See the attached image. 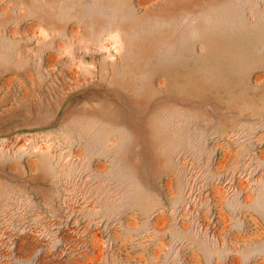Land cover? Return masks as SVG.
Segmentation results:
<instances>
[{"label": "rangeland", "instance_id": "rangeland-1", "mask_svg": "<svg viewBox=\"0 0 264 264\" xmlns=\"http://www.w3.org/2000/svg\"><path fill=\"white\" fill-rule=\"evenodd\" d=\"M255 216L264 0H0V264H232Z\"/></svg>", "mask_w": 264, "mask_h": 264}, {"label": "crops", "instance_id": "crops-1", "mask_svg": "<svg viewBox=\"0 0 264 264\" xmlns=\"http://www.w3.org/2000/svg\"><path fill=\"white\" fill-rule=\"evenodd\" d=\"M251 218L252 225L242 227V233L232 246V264H264V219ZM247 238L255 243L251 249L247 247Z\"/></svg>", "mask_w": 264, "mask_h": 264}]
</instances>
